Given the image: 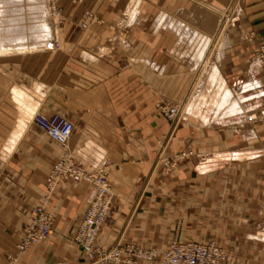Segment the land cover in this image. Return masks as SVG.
Listing matches in <instances>:
<instances>
[{
  "label": "crops",
  "instance_id": "crops-1",
  "mask_svg": "<svg viewBox=\"0 0 264 264\" xmlns=\"http://www.w3.org/2000/svg\"><path fill=\"white\" fill-rule=\"evenodd\" d=\"M58 1L66 9L90 2L98 11L97 19L84 31L77 17L66 16L60 31L62 48L53 62L47 63L45 52L27 53L32 39L44 41L51 36L45 20L36 21L39 30L35 32L25 29L16 36L12 30L17 21L0 32L2 52L4 46H11L5 41L19 42L0 52V264L85 260L72 236L93 198V185L62 180L52 191L47 186L52 165L66 151L86 170L107 175L113 202L97 238L103 250L118 243L164 249L175 238L215 241L230 254L221 264H264V175L256 178L248 171L234 178L233 183L242 184L241 188L237 185L219 193L217 187L212 191L208 185L224 179L203 176L201 160L194 165L187 161L177 175H161L157 167L159 137L169 129L158 104L182 99L193 76L191 65L212 50V38L231 42L225 47L215 44L217 58L207 70V81L231 91L228 110L234 100L243 106L238 115L219 109L217 115L231 116H222L218 125L236 129L241 140L248 142L242 150L248 155L256 153L249 141L262 136L264 164V87L256 80L261 64L252 59L256 40L264 39V0H249L243 15L247 22L248 16L257 17L255 22L262 25L251 41L246 32H232L224 38L223 33L214 37L211 31L200 30L192 38L190 24L202 23L201 3L142 0L140 26L132 29L128 42L110 58L105 57L103 45L114 34L128 0ZM207 1L220 8L229 0ZM178 37L192 40L194 48L178 47ZM48 70L53 74L49 80ZM237 87L241 93L235 96ZM201 110L202 102L194 113L202 115ZM35 113H58L74 124L66 147L31 124ZM192 126L193 132L185 125L177 129L170 150L194 144L202 122ZM243 152L215 156L223 159ZM252 162L247 163L254 166ZM37 206L52 214V233L18 251L24 227Z\"/></svg>",
  "mask_w": 264,
  "mask_h": 264
},
{
  "label": "rangeland",
  "instance_id": "rangeland-1",
  "mask_svg": "<svg viewBox=\"0 0 264 264\" xmlns=\"http://www.w3.org/2000/svg\"><path fill=\"white\" fill-rule=\"evenodd\" d=\"M134 1H136V5L134 6ZM192 3L199 4L201 3V19L202 23H191L190 24V32L191 37H197L199 31L202 32H212L214 37L219 36L218 34L223 33L224 38L227 37V34L232 32H246V37L248 40L251 41L253 37H256L257 31H261V22L256 23L255 19L257 17L250 16L247 17V20H243L245 13H247L249 9V0H229L224 7L216 8L214 3H209L207 0H191ZM141 3L142 0H128L127 6L120 14V18L115 24V31L112 36L105 42L103 45L104 47V55L106 58L113 57L117 55L119 48L122 44H126L128 42V37L135 27H137L141 12ZM251 9V8H250ZM0 10L3 12L2 19L0 20V32H4L5 27L15 26L13 24L9 25V22L17 21L15 30H12L14 33L24 34L27 31H38L37 29V20H45L50 27V35L49 39L40 41L39 39H32L31 49L27 50V53H46L47 63H51L54 61L55 53L60 51L62 48V42L60 40V31L61 28L64 26V22L66 20L67 15H73L78 19V26L80 29L87 30L93 21L97 19V11L98 9L92 7L90 2L86 4L85 2L81 4L80 8H71L66 9L61 5L58 0H0ZM134 12V15H130L131 12ZM198 14V9L196 13L193 15ZM132 16V17H131ZM26 17L25 21L24 18ZM199 17V16H198ZM23 19V20H22ZM27 21V22H26ZM26 22V23H25ZM8 23V24H7ZM140 26V24L138 25ZM32 28V29H29ZM167 28V27H166ZM201 32V33H202ZM12 34V35H13ZM261 34V33H260ZM35 35V33L33 34ZM212 35V36H213ZM17 41V42H16ZM205 41V40H203ZM12 46L15 44H19L18 40H10L5 41ZM26 43V41H23ZM193 41L192 40H179L178 37V47L181 48H190L193 49ZM211 43L208 53L202 56V60L197 63L191 65V70L193 72V76L189 82L188 89L185 92V95L182 99L177 101H168V100H161L158 104V112L168 124V131L164 134H161L159 137V152H158V162L157 167L162 175H177L178 171L181 170L182 165L185 164L187 161H192L193 165L198 162L202 161V175L206 177H217L219 179L223 178L224 182H220L216 185L214 182L210 183L208 187L212 188L211 190H216L219 193L231 190V188H236L239 183H233L234 178L245 176L247 175L248 171L254 172L256 178L262 177L264 171V164H263V155L262 149L263 147V139L262 136L255 138L252 142H250V146H252L255 150V154L248 155L247 153L243 152L242 150L246 149V145L248 142L241 140L242 136L237 133L236 129H230L229 127H222L218 125L219 120L222 116H231V115H217L220 112L219 109L223 110L222 112H227L228 114L238 115L242 112L243 106L238 103L240 100H234L230 102L229 110H228V100L231 96V91L226 88L221 87L219 83L213 82V84H209L207 81V70L213 65L214 61L217 57H215V44L223 45L225 47L226 44L231 42L230 40H216V38H212L209 40ZM245 42V40H244ZM206 43V42H205ZM254 61H258L261 64V69L258 72L257 81L261 82V87H264V39L259 38L256 40V45L253 53ZM51 70L47 71V80L51 79L53 75L50 73ZM213 75V74H212ZM239 93H235V96H238L241 93V89H238ZM234 90V89H233ZM225 91V94H224ZM202 102V115L195 114L194 110L198 109L199 103ZM241 103V102H240ZM194 107V108H193ZM175 110L174 113L171 111ZM219 110V111H218ZM228 110V111H227ZM247 110V109H246ZM54 114V113H53ZM173 115V116H171ZM232 115V116H233ZM259 116V115H256ZM202 119H199V118ZM33 118V117H32ZM256 119V118H255ZM202 122V131L198 134L195 138L194 144H190L188 146H184L179 150H170V144L176 133L177 129L183 127L184 125L189 127L190 130L193 132L194 126L192 123L194 122ZM31 124L38 128L33 119H31ZM256 125L258 122H254ZM39 129V128H38ZM194 129V130H193ZM242 134V133H241ZM238 137V138H237ZM231 151L235 152H243L244 155H234L230 157H225L223 159L216 157L215 154L218 152L222 153H230ZM261 151V152H258ZM251 157H254L251 159ZM254 161L253 165L248 164L247 162ZM79 163V162H78ZM54 165V164H53ZM52 165V166H53ZM89 171V170H88ZM197 170L193 172V175H196ZM107 176V175H106ZM229 179V180H228ZM238 179V178H237ZM240 188L243 186L242 184L239 185ZM235 189V190H236ZM234 190V189H233ZM258 191V189H256ZM226 199H223L222 203H224ZM113 202V201H112ZM111 202V203H112ZM202 201L199 200H192V203L200 204ZM212 202V201H209ZM91 203V201H90ZM89 203V205H90ZM112 205V204H111ZM89 208V206H88ZM86 209V211L88 210ZM112 210V206H111ZM85 211V213H86ZM50 213V212H49ZM84 213V215H85ZM51 214V213H50ZM52 215V214H51ZM83 215V217H84ZM110 215V214H109ZM53 217V216H52ZM81 218V221L83 219ZM109 217V216H108ZM107 217V219H108ZM81 221L79 222L77 228L75 229L74 233L77 231ZM107 222V220H106ZM104 222L103 225L106 223ZM53 224V222H52ZM102 225V226H103ZM101 226V227H102ZM101 229V228H100ZM99 229V232H100ZM98 232V234H99ZM73 233V235H74ZM97 234V238H98ZM49 237V236H48ZM47 237V238H48ZM46 238V239H47ZM73 240L74 237L72 236ZM97 238H96V248H98L97 254L88 255L86 252L83 251L81 246L76 242V244L80 247L85 255V260L83 262L77 264H113V263H123V264H133L129 263L128 261H112L110 260L108 263L104 261L108 251H110L116 245L110 247L107 250H103L101 247L97 245ZM45 240V239H44ZM43 241V240H42ZM196 242V243H214L218 245L222 251L225 253V259L221 261L219 264L224 262L229 257V252L225 247H222L219 243L215 241H197V240H180L178 238L173 239L169 245L164 249H159L156 247H143L140 245H136L133 243H118L117 245L121 244L124 246L127 245H134L137 247L145 248V249H155L162 253L170 248L173 242ZM40 242V241H39ZM38 243V242H37ZM152 261H158L160 264V259H155ZM141 262H151L147 260H138L137 264Z\"/></svg>",
  "mask_w": 264,
  "mask_h": 264
},
{
  "label": "built area",
  "instance_id": "built-area-1",
  "mask_svg": "<svg viewBox=\"0 0 264 264\" xmlns=\"http://www.w3.org/2000/svg\"><path fill=\"white\" fill-rule=\"evenodd\" d=\"M171 112L174 113L175 110L172 109ZM32 119L35 125L51 139L67 146L74 131V124L70 120L58 113L51 115L35 113ZM62 180L86 181L94 187V195L89 208L73 237L88 255L97 254L98 248L95 245L97 234L106 222L112 206V192L106 173L86 170L66 151L49 172L48 189L52 191ZM52 222L53 217L45 207H35L33 216L26 223L22 238L17 245L18 251H25L33 244L46 239L52 233ZM106 253L104 261L107 263L112 260L137 264L138 260L152 261L159 258L162 264H219L225 259V253L214 243H180L177 241L162 253L152 248L145 249L121 244Z\"/></svg>",
  "mask_w": 264,
  "mask_h": 264
},
{
  "label": "bare ground",
  "instance_id": "bare-ground-1",
  "mask_svg": "<svg viewBox=\"0 0 264 264\" xmlns=\"http://www.w3.org/2000/svg\"><path fill=\"white\" fill-rule=\"evenodd\" d=\"M2 15H3V12L0 10V16H2ZM45 28L49 30V26H48V25H46ZM48 30H47V31H48ZM49 33H50V32H49ZM18 47H19V46H16V48H18ZM3 48H4V51L6 52L7 49H9V48L12 49L13 46H12V45H11V46H4ZM4 51H3V52H4ZM0 52L3 53L1 50H0ZM214 75H215V73H213L212 78L214 77Z\"/></svg>",
  "mask_w": 264,
  "mask_h": 264
}]
</instances>
